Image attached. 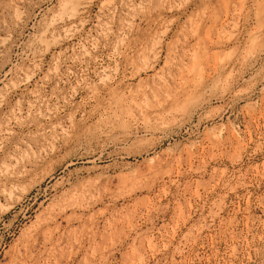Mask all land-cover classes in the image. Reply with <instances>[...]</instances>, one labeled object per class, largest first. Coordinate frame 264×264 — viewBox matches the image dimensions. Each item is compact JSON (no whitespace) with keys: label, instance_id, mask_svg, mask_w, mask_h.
Masks as SVG:
<instances>
[{"label":"rangeland","instance_id":"1","mask_svg":"<svg viewBox=\"0 0 264 264\" xmlns=\"http://www.w3.org/2000/svg\"><path fill=\"white\" fill-rule=\"evenodd\" d=\"M0 264H264V0H0Z\"/></svg>","mask_w":264,"mask_h":264},{"label":"bare ground","instance_id":"2","mask_svg":"<svg viewBox=\"0 0 264 264\" xmlns=\"http://www.w3.org/2000/svg\"><path fill=\"white\" fill-rule=\"evenodd\" d=\"M145 134H148V132H145ZM114 143V142H113ZM104 145H105V143H104ZM104 145H102V146H104ZM109 147H111V146H107V148H104V150L103 151H101L100 153H99V156L97 157V158H101L102 156H104L107 152H108V148ZM131 154V153H130ZM128 155V158H131L132 157V155ZM140 157H142V155H139V156H137V158H140ZM88 161H89V159H88ZM126 167H128V166H124V169L122 170V172L123 173H125V171H126ZM92 171H94V170H92ZM123 179H121V181H125L126 179H129V178H127V176H124V177H122ZM101 182H103V181H101Z\"/></svg>","mask_w":264,"mask_h":264}]
</instances>
